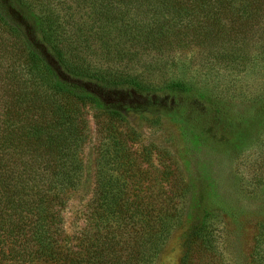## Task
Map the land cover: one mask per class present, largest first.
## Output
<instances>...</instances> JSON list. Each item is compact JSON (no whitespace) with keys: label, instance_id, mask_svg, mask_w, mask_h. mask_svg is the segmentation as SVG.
I'll return each instance as SVG.
<instances>
[{"label":"trees","instance_id":"1","mask_svg":"<svg viewBox=\"0 0 264 264\" xmlns=\"http://www.w3.org/2000/svg\"><path fill=\"white\" fill-rule=\"evenodd\" d=\"M180 51L250 68L264 59V0H0V264H156L185 223L181 264H224L212 212L184 220L185 189L152 195L122 131L131 103L193 127L230 122L208 89L128 73L145 55ZM90 109L101 143L76 251L64 211L83 178ZM252 262L264 264V222Z\"/></svg>","mask_w":264,"mask_h":264},{"label":"rangeland","instance_id":"2","mask_svg":"<svg viewBox=\"0 0 264 264\" xmlns=\"http://www.w3.org/2000/svg\"><path fill=\"white\" fill-rule=\"evenodd\" d=\"M216 64L180 51L153 59L152 54L145 55L128 73L157 85L181 79L196 89H208L213 101L225 105L224 112L230 110V122L212 119L202 128L194 120L193 127L184 114L188 122H177L158 110L142 114L131 103L122 131L129 135L143 171L151 173L152 184L146 185L152 187V195L160 190L185 189L184 220L187 213L195 217L204 210L212 212L216 246L226 260L224 264H253L255 239L259 224L264 222V110L259 104H264V59H254L246 70L227 71ZM192 99L180 95L176 101L192 103ZM141 101L137 98V103ZM162 105L169 108L174 103L167 98ZM97 115L93 109L88 112L83 178L64 211L65 231L76 251L87 227L96 186L97 147L101 143ZM147 151L152 154V164ZM186 224L174 229L156 264H181Z\"/></svg>","mask_w":264,"mask_h":264}]
</instances>
